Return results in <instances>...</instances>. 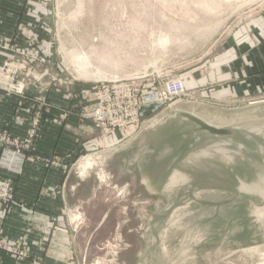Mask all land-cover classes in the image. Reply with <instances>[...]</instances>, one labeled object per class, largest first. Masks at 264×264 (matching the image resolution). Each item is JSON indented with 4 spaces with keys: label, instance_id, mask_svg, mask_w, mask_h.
<instances>
[{
    "label": "rangeland",
    "instance_id": "1",
    "mask_svg": "<svg viewBox=\"0 0 264 264\" xmlns=\"http://www.w3.org/2000/svg\"><path fill=\"white\" fill-rule=\"evenodd\" d=\"M37 7L43 34L26 36L19 51L8 46L0 91L22 102L35 97L40 110L64 91L72 104L54 124L70 115L104 140L118 134L105 145L90 135L85 152L64 165L94 178V197L85 186L65 210L78 235L66 262L264 264V87L240 83L260 71L247 64L264 36V0H38ZM105 84L118 85L119 103L127 85L148 102L137 117L127 113V128L94 122L95 89ZM32 110L25 137L0 132L1 149L39 139L42 116ZM192 154L199 157L188 162ZM174 170L187 182L166 189ZM28 256L15 255L14 264Z\"/></svg>",
    "mask_w": 264,
    "mask_h": 264
},
{
    "label": "crops",
    "instance_id": "2",
    "mask_svg": "<svg viewBox=\"0 0 264 264\" xmlns=\"http://www.w3.org/2000/svg\"><path fill=\"white\" fill-rule=\"evenodd\" d=\"M37 6L38 0H0V63L12 52L8 46L19 51L28 46L26 36L43 34L39 30ZM35 40L38 44L37 37ZM37 48L36 45L34 51L39 50ZM251 49L247 66L260 71H253V75L246 76L240 83L246 82L249 89H258L264 87V36L258 37ZM48 100L52 107L40 110L35 97L22 102L18 97L0 91V132L7 131L13 137L23 138L32 119V109L38 108L42 116L39 139L34 140L33 145L21 148L27 158L20 175L0 170V176L12 179L14 184L12 200L0 208V238L6 247L16 252L26 249L29 258L20 264H69L66 261L73 259L70 251L74 249L72 244L78 235L69 230L65 210L78 202L85 186L90 197H94V178H78L64 165L85 152V144L91 143L88 141L90 135L94 142L104 145L118 136L112 134L104 140L91 123L80 124L70 115L59 120L58 125L54 124L72 101L64 91L49 94ZM1 150L0 147V153ZM55 161L57 167L53 165ZM14 257V253L0 249V264H14Z\"/></svg>",
    "mask_w": 264,
    "mask_h": 264
},
{
    "label": "built area",
    "instance_id": "3",
    "mask_svg": "<svg viewBox=\"0 0 264 264\" xmlns=\"http://www.w3.org/2000/svg\"><path fill=\"white\" fill-rule=\"evenodd\" d=\"M130 85L123 87V99L118 102L116 100V92L113 90L118 87V85H102L101 87L95 89V92L100 94V98L98 99V103H96L93 119L96 125L106 126L108 128H127V113L135 112L134 115L139 113L141 107L147 103H144L143 100L140 99L134 93L130 92ZM110 89V93L108 94V90ZM19 94L23 93V87L21 86L18 90ZM104 95L107 96V100L104 99ZM110 95V96H109ZM111 97V99H110ZM115 97V98H114ZM157 99H153L152 102H157ZM105 108H104V107ZM115 117H118L117 120L112 121ZM100 128V127H99ZM102 128V127H101ZM109 131V130H108ZM4 144V143H2ZM19 151H8L1 150L0 153V170L7 171L10 173L20 174V167L22 163H24L25 157L20 154ZM8 161V163H7ZM7 163V164H6ZM1 177V176H0ZM2 178V177H1ZM0 178V208L9 203L13 198V183L10 180ZM0 249L8 251L10 253H14L16 256L21 258H26L28 255L25 254L22 250L14 251V249L10 247H6L5 245L0 244Z\"/></svg>",
    "mask_w": 264,
    "mask_h": 264
},
{
    "label": "bare ground",
    "instance_id": "4",
    "mask_svg": "<svg viewBox=\"0 0 264 264\" xmlns=\"http://www.w3.org/2000/svg\"><path fill=\"white\" fill-rule=\"evenodd\" d=\"M259 131V130H257ZM215 151L216 153H219L221 157L224 158V160L226 161H231V157L227 154L228 151H226L225 149L221 148L220 146L218 145H215ZM204 152V150H203ZM204 153H201V155H203ZM199 157V155L197 154H192L188 157L187 161L190 162V161H194L196 160L197 158ZM90 158V157H89ZM92 159V158H90ZM87 160V159H86ZM92 161V160H91ZM81 163V162H80ZM91 164L87 163L85 165V167H90ZM83 174V173H82ZM82 174H80V177L82 176ZM187 176L182 174L181 172L177 171V170H174L170 176H169V180L167 182V185H166V189H172L174 187H176L177 185H181V184H184L185 182H187Z\"/></svg>",
    "mask_w": 264,
    "mask_h": 264
}]
</instances>
